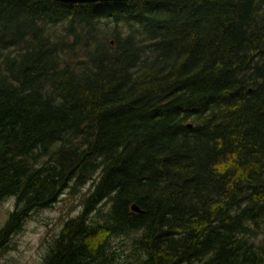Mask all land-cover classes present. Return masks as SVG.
<instances>
[{"label": "trees", "instance_id": "trees-1", "mask_svg": "<svg viewBox=\"0 0 264 264\" xmlns=\"http://www.w3.org/2000/svg\"><path fill=\"white\" fill-rule=\"evenodd\" d=\"M80 190L42 264H264V0H0V251Z\"/></svg>", "mask_w": 264, "mask_h": 264}, {"label": "rangeland", "instance_id": "rangeland-1", "mask_svg": "<svg viewBox=\"0 0 264 264\" xmlns=\"http://www.w3.org/2000/svg\"><path fill=\"white\" fill-rule=\"evenodd\" d=\"M70 192L73 191L65 192L50 208L31 214L22 229L13 235L8 248L0 251V264H42L49 244L58 236L63 223L77 216L82 210L85 190ZM13 207L12 199L0 203V228ZM115 243L116 241L112 242V245Z\"/></svg>", "mask_w": 264, "mask_h": 264}, {"label": "water", "instance_id": "water-1", "mask_svg": "<svg viewBox=\"0 0 264 264\" xmlns=\"http://www.w3.org/2000/svg\"><path fill=\"white\" fill-rule=\"evenodd\" d=\"M64 4H93V3H112V2H126L129 0H52ZM132 211L139 212L138 208L132 206Z\"/></svg>", "mask_w": 264, "mask_h": 264}]
</instances>
